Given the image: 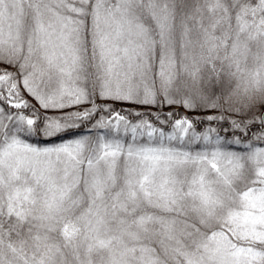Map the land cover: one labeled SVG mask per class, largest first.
Returning a JSON list of instances; mask_svg holds the SVG:
<instances>
[{"label":"snow or ice","instance_id":"obj_1","mask_svg":"<svg viewBox=\"0 0 264 264\" xmlns=\"http://www.w3.org/2000/svg\"><path fill=\"white\" fill-rule=\"evenodd\" d=\"M0 264H264V0H0Z\"/></svg>","mask_w":264,"mask_h":264},{"label":"trees","instance_id":"obj_2","mask_svg":"<svg viewBox=\"0 0 264 264\" xmlns=\"http://www.w3.org/2000/svg\"><path fill=\"white\" fill-rule=\"evenodd\" d=\"M166 111L168 110V109H165ZM195 114H193V112H190L189 113V115H193V116H195V115H201V113H198V112H194Z\"/></svg>","mask_w":264,"mask_h":264},{"label":"rangeland","instance_id":"obj_3","mask_svg":"<svg viewBox=\"0 0 264 264\" xmlns=\"http://www.w3.org/2000/svg\"><path fill=\"white\" fill-rule=\"evenodd\" d=\"M193 114H195V113L193 112Z\"/></svg>","mask_w":264,"mask_h":264}]
</instances>
